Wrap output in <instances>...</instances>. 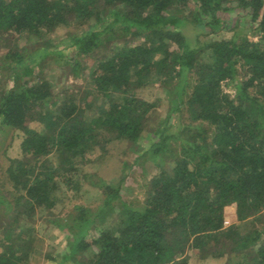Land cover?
I'll use <instances>...</instances> for the list:
<instances>
[{
	"label": "trees",
	"instance_id": "obj_1",
	"mask_svg": "<svg viewBox=\"0 0 264 264\" xmlns=\"http://www.w3.org/2000/svg\"><path fill=\"white\" fill-rule=\"evenodd\" d=\"M187 7L189 12L183 13ZM233 8L247 10L260 40L234 32L200 43L181 30L188 21L210 26L209 33L219 24L230 28L221 16ZM68 23H87L80 32H67L65 40L84 55L95 56L94 50L110 43L116 33L142 36L144 42L124 40L96 57L97 68L90 75L96 89L122 96L91 117L84 109L87 102L83 106L78 97L64 94L54 99L49 80L31 78L33 69L25 62L21 67L13 64L23 62L20 50L6 52L10 62L0 67L12 75V82L6 90L0 87V127L24 131L21 147L28 156L7 167L19 194L9 198L0 189L4 212L16 222L38 207L52 209L59 177L68 189L80 190V177L64 173L78 169L100 134L110 132L139 143L155 103L128 92L134 76L142 81L154 68L159 80L173 82L174 109L183 107L191 116L177 137L181 153L153 176L143 202L121 200L114 227L104 225L91 239L81 234L68 255L75 264H190V251L196 249L201 258L221 257L228 264H264V225H257L264 219V101L256 106L259 99L250 91L258 87L264 96V0H0L1 37ZM228 84L235 86L233 94ZM188 86L193 90L180 98ZM34 118L44 127H30L27 122ZM160 125L147 143L155 147V159L173 137L165 130L167 120ZM56 151L66 161L60 166L63 172L50 162L49 155ZM99 185L104 186L105 203H111L118 188L102 179ZM74 208L71 227L82 228L92 211L84 205ZM23 228L0 230L5 245L0 264H28L38 252L32 250L34 231ZM18 235L20 242L15 241Z\"/></svg>",
	"mask_w": 264,
	"mask_h": 264
},
{
	"label": "rangeland",
	"instance_id": "obj_2",
	"mask_svg": "<svg viewBox=\"0 0 264 264\" xmlns=\"http://www.w3.org/2000/svg\"><path fill=\"white\" fill-rule=\"evenodd\" d=\"M189 9L187 7L183 13L187 14ZM246 11L242 8H233L222 12L221 20L229 24L230 28L219 24L214 27L217 31L209 33L212 30L210 26L205 27L201 23L188 21L181 27V30L193 41L199 38L200 43L231 37L234 32L248 33L250 38L260 40L262 36L254 31L253 27L255 26L251 23V17ZM71 24L75 23L61 24L39 33L26 31L0 36V66L10 62L9 58L4 57L6 52L11 48H17L24 56V60L20 64L16 62L13 64L21 67L25 62L33 69L31 78L49 80L52 84L54 99L59 98V94H64L78 97L79 103L83 106L87 102L84 109L87 116L91 117L92 114L106 108L111 101L122 96L121 92L105 95L96 89L90 79V75L97 68L96 57L110 51L113 46L121 44L124 40L139 43L144 42V39L142 36L136 37L130 33L122 36H118L116 33L117 36H114L110 43L94 50L95 56H88L79 53L65 41L68 37L67 32H80L87 26V23L74 26ZM173 46L176 47L175 44ZM76 62L78 63L76 64ZM0 69L2 70H0V87L6 90L12 82V75L8 74L7 76L3 68L0 67ZM193 78V82H195L196 78ZM136 79L134 76L135 84L128 94L155 103V106L147 112L145 123L147 129L139 143L115 138L110 132L100 134L99 143L88 153L87 159L77 163L78 169L64 173L72 175L74 178L80 177V190L68 189L65 182L62 181L63 178L59 177L56 205L52 209L38 207L31 216L24 214L15 222L11 214L4 212V206L0 205V230L4 229L5 226H24L23 230L26 232L34 231L36 237L33 241L32 250L33 253L36 249L38 252L32 254L33 257L28 264H75L68 255L71 252L73 241L78 239L81 234L86 233L85 236L91 239L103 227H114L113 225L118 222L119 213L122 210L121 200L135 204L143 202L148 194L153 176L157 175L164 166L170 165L169 161L175 157V153H181L182 144L179 141L180 138L177 137L182 131L183 125L191 122V116L183 110V107L174 109L175 102L172 91H170L173 89V82L166 83L159 80L154 68L146 72L142 81H136ZM176 82L177 80H174V84ZM226 88L232 94L235 91L233 85L228 84ZM192 90V86H188L180 98H186ZM250 91L259 99L258 102H254L256 106H258L259 101H264L260 88L251 87ZM168 116L170 117L169 120ZM166 120L168 128L165 130L167 134H171L173 137L165 141L167 149L160 152L159 157L155 159L153 156V148L155 147H148L149 144L147 143L150 134L156 129L162 128L163 126L160 124ZM27 123L30 127L38 129L44 127V123L37 118L30 119ZM23 135L22 129L6 125L0 127V189L9 198H15L19 192L8 178L7 167L12 160L28 156L21 147ZM158 139L156 138L152 142ZM49 157L51 164L59 167L66 162L58 151ZM63 170L64 168L60 167L59 171L63 172ZM101 179L114 186V190L118 188V195L111 199L109 204L105 203L107 196L104 186L99 185ZM5 203L8 202L5 201ZM75 204L87 206L92 211V219L85 223L82 228L71 227L75 222L74 218L77 213V209L74 208ZM20 206H23V202L20 203ZM100 207H102L101 210H99ZM59 219L67 225L60 227L53 221ZM257 225L263 227L264 219ZM23 235L29 237V234L26 235L24 231ZM15 241H21L19 235ZM4 248L5 245L0 240V251ZM190 253V264H228L229 262V260L221 257L201 258L196 249Z\"/></svg>",
	"mask_w": 264,
	"mask_h": 264
}]
</instances>
